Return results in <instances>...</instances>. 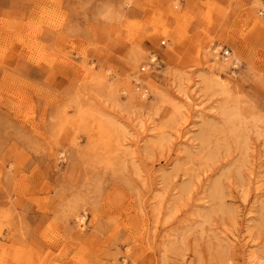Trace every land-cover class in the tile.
<instances>
[{
    "label": "rangeland",
    "instance_id": "1",
    "mask_svg": "<svg viewBox=\"0 0 264 264\" xmlns=\"http://www.w3.org/2000/svg\"><path fill=\"white\" fill-rule=\"evenodd\" d=\"M63 1L0 22V264H264V0Z\"/></svg>",
    "mask_w": 264,
    "mask_h": 264
},
{
    "label": "crops",
    "instance_id": "2",
    "mask_svg": "<svg viewBox=\"0 0 264 264\" xmlns=\"http://www.w3.org/2000/svg\"><path fill=\"white\" fill-rule=\"evenodd\" d=\"M42 3V0H0V22L3 20H6L7 23H9V26L13 29H18L21 23V20L28 21L29 18L32 16V12L39 4ZM65 2L63 0H60V9L61 12L66 13V15L63 17V23L59 26L60 28H53L50 26L49 30L47 32H51L54 30H61L65 27L66 21L68 19V12L64 9ZM46 29V28H45ZM9 35L3 34V31L0 28V38L3 36H10V32H7ZM14 45V44H13ZM11 49L14 50L12 47ZM31 210H39V209H31ZM35 224V226H31V231L29 232L28 239L26 240L27 245L35 246L37 242L36 236V229L39 230L43 229V226H40ZM9 235L12 234V228L11 231H8ZM13 241V242H12ZM10 241L15 245H18L19 242H21L20 239L16 238L15 240ZM1 242V241H0ZM24 242V241H22Z\"/></svg>",
    "mask_w": 264,
    "mask_h": 264
},
{
    "label": "bare ground",
    "instance_id": "3",
    "mask_svg": "<svg viewBox=\"0 0 264 264\" xmlns=\"http://www.w3.org/2000/svg\"><path fill=\"white\" fill-rule=\"evenodd\" d=\"M205 83L208 85V84H213L214 83V81L212 80V79H210V78H205ZM197 85V82L196 81H194V86H196ZM184 100L185 101H188V102H190L191 101V97L189 96V95H187V94H184ZM196 106V105H195ZM196 107H198V105L196 106Z\"/></svg>",
    "mask_w": 264,
    "mask_h": 264
},
{
    "label": "built area",
    "instance_id": "4",
    "mask_svg": "<svg viewBox=\"0 0 264 264\" xmlns=\"http://www.w3.org/2000/svg\"><path fill=\"white\" fill-rule=\"evenodd\" d=\"M141 70L144 72V71L146 70V68L143 67ZM138 85H139V84H138ZM139 89H140V87H139ZM142 94H143V96H146V95L148 94V90H147V89H143V90H142Z\"/></svg>",
    "mask_w": 264,
    "mask_h": 264
}]
</instances>
